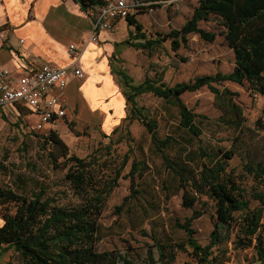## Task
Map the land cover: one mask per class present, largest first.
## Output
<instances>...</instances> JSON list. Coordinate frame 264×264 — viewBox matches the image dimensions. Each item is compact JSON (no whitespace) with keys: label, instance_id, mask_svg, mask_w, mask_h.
<instances>
[{"label":"trees","instance_id":"obj_1","mask_svg":"<svg viewBox=\"0 0 264 264\" xmlns=\"http://www.w3.org/2000/svg\"><path fill=\"white\" fill-rule=\"evenodd\" d=\"M76 1L84 11L96 9L104 4V0ZM175 1L133 0L139 4L135 9L141 13ZM212 18L225 28L224 36L235 56L233 70L227 74L219 72L215 75L199 76L189 82L171 86L164 82L163 76L156 79L147 76L143 82L136 83L125 70L114 69L123 88L127 115L112 134L105 135V138L113 142V136L123 126L130 128L136 120L150 133L155 149L181 183L182 206L192 210L191 218L184 222H175L176 228L187 235L186 244L177 245L179 251L187 252L190 248L199 264H217L220 257L215 253V249L220 250L229 243L238 228L239 231L234 241L232 240L234 250L250 248L253 241H256L254 249L257 258L264 263V192L256 190L253 193L260 206L252 210L250 200L244 196L246 190L239 184L235 171L230 169V160L238 154L235 148L225 149L219 146L213 152L200 148L199 169H189L187 173L180 171L166 154L167 150L178 144V140L173 136L161 138L156 121L137 101L141 95L148 93L163 99L179 110L180 128L199 138L203 130L198 126L197 119L207 118L195 114L184 103L182 96L185 93H195L207 87L217 98L232 99V96L237 95L236 92L227 88L221 91L214 86L230 81L242 86L248 83L254 95L264 96V0H198L191 17L181 29L157 33L156 38L152 39L143 33V25L139 23L136 15L132 14L126 19L136 29L132 40L145 41H129L128 44L153 55L168 41L175 53L182 47L188 48L190 35H199L206 42L213 43L216 34L199 26L200 22H209ZM228 108L236 117L241 118L242 109L235 103L229 101ZM232 125L240 129L242 123L234 120ZM69 126L75 133L74 124L70 123ZM260 129L264 131V123ZM41 140L44 150L52 147L48 156L55 168H59L61 160H64L63 166L68 169L65 178L77 203L60 204L58 198L48 194L49 185L40 182L37 187L28 189L27 183L21 177L13 180L12 185L0 184V216L4 221L0 226V253L13 250L20 256V264H138L127 253L117 250L100 251L97 247L100 218L110 194L118 186L128 156L120 168L106 175L104 170L109 167L107 157L104 159L103 155H100L87 160L70 155L69 146L54 130L41 137ZM110 150L111 147L107 149ZM248 158L244 170L253 177L259 187L264 186V160L254 162L250 156ZM148 169L149 166L144 161L134 160L125 178L130 179L134 187L137 178H142ZM34 170L37 168L34 167ZM130 198L134 196L126 197L125 201ZM202 198H207V201H202ZM209 202L214 204L213 230L209 243L202 246L195 238L197 231L193 228V221L208 212ZM198 204L202 205L197 208ZM157 246L159 258L156 260L154 253L149 252L148 260H144L142 264H172L175 259L173 251L167 255V247L161 241Z\"/></svg>","mask_w":264,"mask_h":264},{"label":"rangeland","instance_id":"obj_2","mask_svg":"<svg viewBox=\"0 0 264 264\" xmlns=\"http://www.w3.org/2000/svg\"><path fill=\"white\" fill-rule=\"evenodd\" d=\"M132 3L133 0H129V4ZM197 4V0H176L165 3L160 8L149 9L146 14H140L137 10V19L146 25L152 22L156 31L165 33L171 20L174 26L181 27L191 17ZM199 26L216 34L213 43L206 42L199 35H190L188 48L182 47L177 53L172 51L168 41L153 55L144 52L145 57H133L129 73L134 81L139 83L147 76L154 79L163 76L164 82L173 86L203 75L230 73L234 67L235 56L224 36L225 28L215 18L209 22L202 21ZM214 86L221 91L230 89L237 95L232 96V99H221L209 88L203 87L195 93H185L182 96L184 103L195 114L207 118L197 119L198 126L203 130L199 138L180 128L179 110L163 99L148 93L141 95L137 101L156 121L161 138L173 136L178 140V144L167 150L166 154L180 171L187 173L189 169H199L200 148L210 152L219 146L225 149L235 148L238 154L230 160V169L235 171L239 184L246 190L244 196L250 200L251 209L254 210L260 204L253 197V193L256 190L264 192V186L257 185L253 177L244 170V164L249 159L248 156L254 162L264 160V131L260 129L264 123V96L254 95L248 83L242 86L229 81ZM229 101L242 109L241 118L229 111ZM7 119L0 125V184L12 185L13 180L21 177L27 183L28 189L37 187L40 182L49 185L48 194L58 198L60 204L77 203L65 178L68 169L63 166L64 160H61L59 168H55L48 156L52 147L49 146L47 150L42 148L41 137L47 135L49 130L30 132L28 125L31 122L12 115H8ZM234 120L242 123L240 129L232 125ZM48 125L45 128H49ZM59 135L69 146L70 155L87 160L100 155L104 159L107 157L109 167L104 170L106 175L120 168L128 156L118 186L110 194L100 218L98 250L127 253L133 261L142 264L144 260H148L149 252L154 253L156 260L159 258L157 243L161 241L167 247V255L173 251L175 259L172 264H199L192 249L188 248L187 252L177 249L179 243L186 244L187 235L176 228L175 222H184L191 218L192 210L182 206L181 183L164 163L152 143L150 133L141 122L134 121L130 128L123 126L113 136V142L82 124L75 129L74 134L60 132ZM109 147L111 150L107 151ZM134 160L144 161L149 169L142 178H137L135 186L132 187L130 179L125 176L129 174ZM130 195L134 198L125 201ZM202 201H207V198H202ZM200 205L202 204L196 207L199 208ZM213 206V202H209L208 212L193 221V228L197 231L195 238L202 246L209 243L213 230ZM117 207L121 209L118 210ZM238 231L236 228L234 238ZM232 240L221 247V253L215 249L220 257L217 264L259 262L254 249L256 241H253L250 248L234 250ZM10 263L20 264V256L13 252Z\"/></svg>","mask_w":264,"mask_h":264},{"label":"crops","instance_id":"obj_3","mask_svg":"<svg viewBox=\"0 0 264 264\" xmlns=\"http://www.w3.org/2000/svg\"><path fill=\"white\" fill-rule=\"evenodd\" d=\"M132 14L139 16L137 10ZM97 15L96 9L84 11L76 0H0V70L9 69L17 79L32 66L52 62L66 68L77 65L85 72L84 79L69 76L62 94L66 115L49 123L44 130L74 134L69 126L73 123L74 129L82 124L110 136L127 115L123 88L113 70L123 69L130 75L131 58L145 57L147 51L128 42L145 40H132L135 26L124 19L116 21L111 30L94 31ZM137 20L149 39L156 38L160 31H156L152 22L146 25ZM171 21L165 33L181 29L187 20L181 27ZM71 45L76 46L75 53L70 51ZM53 94L58 91L55 89ZM8 115L28 123L37 120L29 109L17 105L0 108V125L8 120ZM0 220L2 226L1 216ZM13 252L0 253V264H11Z\"/></svg>","mask_w":264,"mask_h":264},{"label":"built area","instance_id":"obj_4","mask_svg":"<svg viewBox=\"0 0 264 264\" xmlns=\"http://www.w3.org/2000/svg\"><path fill=\"white\" fill-rule=\"evenodd\" d=\"M139 4H129V0H104L97 7L98 15L94 22V31L111 30L118 20H126ZM75 53V45L70 46ZM84 79L85 72L80 66L60 67L48 62L42 66H32L21 77L14 78L9 69L0 70V108H15L20 105L31 111L37 120L30 123V132H40L45 125L66 115L62 94L70 75ZM58 94H53L54 90Z\"/></svg>","mask_w":264,"mask_h":264}]
</instances>
